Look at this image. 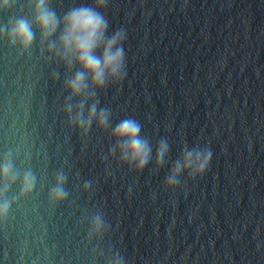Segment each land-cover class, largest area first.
I'll return each mask as SVG.
<instances>
[{
  "label": "water",
  "instance_id": "obj_1",
  "mask_svg": "<svg viewBox=\"0 0 264 264\" xmlns=\"http://www.w3.org/2000/svg\"><path fill=\"white\" fill-rule=\"evenodd\" d=\"M25 3L0 11V23ZM100 11L127 38L124 76L99 91V107L113 122L139 120L153 144L167 138L171 160L185 144L207 146L210 164L173 189L167 165L119 163L106 132L68 124L65 69L38 40L26 52L0 41V153L36 177L30 195L18 184L6 194L0 264H103L98 244L127 264H264V0H106ZM61 168L69 196L53 206ZM86 209L109 225L99 242L86 239Z\"/></svg>",
  "mask_w": 264,
  "mask_h": 264
},
{
  "label": "clouds",
  "instance_id": "obj_2",
  "mask_svg": "<svg viewBox=\"0 0 264 264\" xmlns=\"http://www.w3.org/2000/svg\"><path fill=\"white\" fill-rule=\"evenodd\" d=\"M15 6L16 0H0V11H11ZM105 6L106 0H94L91 4L73 0L66 8L56 0H26L22 15L9 16L6 22L0 23V41L26 52L38 40L42 54L65 69L62 87L67 95L61 110L68 124L82 135H87L93 125L106 132L113 141L109 155L132 170L142 171L149 163L157 170L167 165L164 185L174 189L182 177L202 175L210 164L212 152L207 146L185 144L171 160L167 138L153 144L143 134L139 120L125 117L113 122L111 109L99 107V91L124 76L123 41L127 38L123 29L109 33L108 20L100 11ZM67 179L63 168L53 174L47 191L51 205L69 196ZM14 184L19 185V195H30L35 189L36 177L31 169L18 170L13 153L5 151L0 153V218L8 215L13 204L6 194ZM90 186V181L81 185L84 191ZM83 221L89 242L101 241L109 230L100 210L86 209ZM92 253L94 262L102 259L103 264H127L117 249L105 251L98 244Z\"/></svg>",
  "mask_w": 264,
  "mask_h": 264
}]
</instances>
